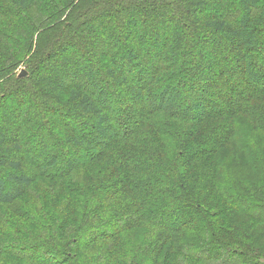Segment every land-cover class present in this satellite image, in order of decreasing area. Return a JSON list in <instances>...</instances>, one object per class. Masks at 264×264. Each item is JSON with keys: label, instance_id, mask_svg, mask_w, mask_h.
I'll use <instances>...</instances> for the list:
<instances>
[{"label": "trees", "instance_id": "trees-1", "mask_svg": "<svg viewBox=\"0 0 264 264\" xmlns=\"http://www.w3.org/2000/svg\"><path fill=\"white\" fill-rule=\"evenodd\" d=\"M146 6L166 19L167 10L176 11L179 20L170 22L191 28L200 44V33L219 35L224 51L234 54L235 78L243 83L238 82L240 91L229 88L235 104L222 97L223 89L221 106L209 113L203 101L183 104L173 83L181 72L178 59L193 41L177 31L163 41L157 22L138 12ZM207 8L214 12L199 16ZM95 12L104 33L90 42L91 56L77 62L66 58L72 49L60 39L79 31L94 35ZM139 20L153 24L148 28L154 43L131 33ZM122 26L129 30L126 37ZM261 27L264 0H0V103L10 95L36 94L50 116L70 108L92 123L90 132L76 134L64 125L54 133L60 143L92 153L84 162L69 153L64 164L50 153L44 132L31 161L19 156L32 153L29 134L44 120L43 105L39 115L31 104L18 107L24 142L18 137L23 129L9 140L0 127V152L16 156L0 153V264H39L34 257L47 251L46 245L55 254L50 264H264V218L258 216L264 217ZM125 39L149 49L151 44L156 50L151 57L161 56L163 65L141 66L137 50L122 49ZM56 57L67 66L56 64ZM218 57L215 52L207 62L221 65L215 72L221 77ZM39 62L48 65L47 73L37 75ZM24 66V76L17 78ZM195 71L201 74V67ZM144 82H149L147 96ZM113 85L124 87L128 101L140 106L128 123L112 111ZM185 204L192 213L186 220L179 212ZM210 221L212 243H220L204 257L208 246L201 234L210 235ZM92 226L97 230L89 231Z\"/></svg>", "mask_w": 264, "mask_h": 264}, {"label": "rangeland", "instance_id": "rangeland-1", "mask_svg": "<svg viewBox=\"0 0 264 264\" xmlns=\"http://www.w3.org/2000/svg\"><path fill=\"white\" fill-rule=\"evenodd\" d=\"M236 4V3H235ZM149 5V4H148ZM160 6V5H159ZM235 6H231V10L234 9ZM261 9V8H260ZM213 10V11H212ZM209 9L207 8L206 10H204L202 12V14H200L199 16L205 18V16H207V12L208 14H212L214 12V9ZM168 13H170L167 17V19L164 17H161V14L158 11L153 12L152 10L148 9L146 6V9L144 10H140L138 12H141L140 15H142L144 18L148 17L151 18L152 22L154 23L155 21L156 26H157V30H158V34L156 37L162 38L163 41L165 40V35L169 32H178L181 34V36L184 38L185 41H193V46L189 47L187 49L184 50V52L180 55L179 60V65L181 67V72L179 73L180 76L177 77L176 79V83L173 85H175L176 88L179 89V91L182 94V102L184 105H190V103L193 102H197V101H203L206 104H208L209 108L207 113H209L212 109L214 108H218L221 106V100L219 99V91L220 89H223L224 94H222L223 98H226L228 101H232L233 104L236 103L233 95H232V91L230 92L229 88L233 89L238 87V82H240V79L237 80L235 78V75L238 73L237 70V65H236V58L234 56V54L232 53H227L226 51H224L223 48H225L227 45L222 44V42H224L223 40H219V35L216 34H211L210 33H200V36L202 37V39H204L203 43L200 44L196 41L195 39V34L193 35L191 28H185V29H181L180 27L178 28V26L174 23H171L172 20L178 19L179 17H177L178 15L176 14V11H172V10H167ZM236 11V10H235ZM98 12L93 13L92 15V22L94 21V23L96 24V31L93 34H89V33H85V32H76L74 34V37L71 39H60L61 42H63L62 44H64L63 46L67 45V47L71 48L72 51L70 50L67 54H66V58L68 57L70 60L77 62L80 58H84V57H89L91 56L89 49L91 50V48H89L90 46V42L92 40H94V38L96 36H102L103 35V28L99 22L98 19ZM124 16H122L121 18L125 21V19L123 18ZM109 21H113L112 18H109ZM171 21V22H170ZM98 22V23H97ZM123 24V23H122ZM151 27H152V23H150ZM148 22H143L142 20H139L137 22V26L136 29L134 31H132L131 33L133 35H138V34H144L145 37L147 38L148 42L154 43L155 35L152 34L151 30L152 28H148L150 27ZM176 28L178 30H176ZM261 31L262 33H264V27H261ZM127 32H129L128 29H126L125 26H122V30L120 33H124L123 35H125ZM146 33V34H145ZM122 36V34H121ZM89 43V44H88ZM122 49L123 48H134L135 50H137V57H139V61L140 65L143 67H147L149 69V64L150 66H154L156 64H160L163 65L161 63L160 59L161 56L155 58V57H151V53L155 50V48L153 46H150V49H152L150 51V49L146 46V44L144 45H139V44H129L128 41L123 40L122 41ZM66 47V46H65ZM149 54H146V53ZM217 52L219 54V60L223 62V68H222V72L223 74H221L220 76H217L215 72H217L218 70H220L221 65L217 64L216 65V61H214L213 66H211V64L209 65V60H211L213 58V53ZM233 52V51H232ZM264 52V51H263ZM260 53L258 55L259 57V61L258 63H260V68H259V72L263 73L264 72V53ZM149 55V56H147ZM157 55V54H155ZM158 56V55H157ZM60 59L58 57L54 58L53 61L56 62V64L61 65V67H66V63L59 61ZM98 62H100L99 58H97ZM208 60V62H207ZM218 60V61H219ZM64 61V60H63ZM138 61V60H137ZM217 61V62H218ZM38 68H37V75L40 74H45L46 72V68L48 65H45L44 62H39L38 63ZM100 64H102L100 62ZM121 64H123L121 62ZM199 66L201 67V74L196 73L195 71V67ZM25 66L20 68L18 70V75L17 78H22L19 77L20 73H25ZM209 68L211 70H209ZM150 71V70H149ZM149 74V73H148ZM151 74V72H150ZM129 75V73H127V76ZM128 78L130 79L129 82L135 84V80L134 78L130 76H128ZM176 78V77H175ZM115 83H117V80L114 81ZM149 82H144V86H141V89H143L144 91V95L147 96V91L145 89V86H147ZM243 84V83H241ZM221 86V87H220ZM225 86H232V87H228L227 91H226V87ZM243 87H245L248 92L249 90H251L252 88H248L244 85H240ZM159 87H155L154 90L158 91ZM238 89V88H237ZM245 89V90H246ZM153 90V91H154ZM239 91L241 90L240 88L238 89ZM244 90V91H245ZM111 93L115 94L116 98L115 101H113V105L114 108L112 109V111L114 113H119V117L117 118L119 121L121 119L122 122H130V117L133 116L134 114H136L139 110H140V106L137 107L136 104H133L132 102L128 101V96L126 95V91L125 88L122 87L121 85H113L111 86L110 90ZM243 91V90H242ZM7 98V99H6ZM5 98V100H3V102L0 103V114L1 112H3L4 110H7L8 112L6 113V118H2L0 117V127L3 133H5L7 139H11V135L12 133H16V130L18 132L19 129H23L25 126L22 125L21 119H22V115H23V110L21 107L25 106L26 104H31L33 105L32 107H34V110L36 111V114L39 115V113H41L42 111V107L41 105H43V117L44 120H42L40 122V125L37 127V129L30 133L29 135L31 136V145H30V150H31V154H21L19 156L22 157L23 160H25V162H29L30 158H32V156L39 151L38 150V144H39V136L41 132H44L45 135H47L48 139H49V150L50 153H57L61 159L63 160V164L65 163L66 159L68 158L69 153L75 154V156L79 159H81L82 162H84L92 153H88L85 152L84 149H74L71 146L68 145H64L62 143H60V141L57 139L56 135H54L55 132H58L59 129H61L64 125L74 129V132L76 134L78 133H85V132H90L92 129V123L90 122L89 118H81V117H77L74 114H72L68 108V112L66 111V113L64 112V115L62 114H57L54 113V115L50 116L48 114V111H46V105L43 103L44 99L41 98L40 101L39 98L36 96V94H29L27 96H25V98L22 97H15L13 95L7 96ZM42 100V101H41ZM46 102V101H44ZM21 105L20 108H18ZM213 111V110H212ZM129 117V118H128ZM89 119V120H88ZM71 123H75V124H71ZM118 124V121H117ZM132 124V123H131ZM77 125V126H75ZM114 130H117V126L116 123H114ZM119 126V125H118ZM120 129L122 130V127L119 126ZM91 129V130H90ZM26 130L23 129V135H20L18 137H20L19 141L20 142H24L25 141V135L27 132H25ZM89 134V133H88ZM94 134H90L89 137H92ZM10 146V144L8 145ZM10 148V147H7ZM6 148V149H7ZM1 154L4 155H8V157L10 158H15V154L13 153V151H9V150H3L0 152ZM18 156V155H17ZM31 161V160H30ZM63 164L62 167L60 169L58 168V170L56 169L55 172H62L63 171ZM177 193V192H176ZM176 195H179V193H177ZM180 197H182V193H180ZM191 197V193L189 194V198ZM187 198V197H186ZM188 199V198H187ZM185 207H182V209H180L179 212L182 213L181 216H183V218L181 217L180 219H187L186 214H190L192 215L191 211H190V207L188 204L184 205ZM209 210H211L212 213H214V211H216V209L213 210V207H209ZM177 211V210H176ZM170 214V213H168ZM198 219L199 216L195 215ZM259 218L262 219L264 218L261 215ZM201 220V219H200ZM205 222H202V220L200 221V223H197V226L199 228H204ZM221 223H224L223 221ZM257 225L259 226V223H257ZM213 223L212 221L207 223V229L210 231V235H208V232L205 230H202L204 233L201 234V240L203 242V244H205V246H208V248H206L207 251H205V255L204 257H211V248L212 250L215 249L218 245H219V241H216L212 243V236H214L211 233V229H213ZM257 227V226H255ZM97 230V228H95L94 226H92L90 228L89 231H95ZM201 230V229H200ZM206 233V234H205ZM246 238V236H245ZM214 241V240H213ZM246 243L251 244L250 240H247ZM254 245V244H252ZM52 247L50 245H46V249L47 251H45L44 253H41V251H37L38 253H36L35 260H37V262L39 264H50V261L48 259H50L54 253L53 249H51ZM225 252L222 253V255ZM229 254L227 255H223L225 257H227ZM231 257V256H230ZM238 261V260H237ZM241 263V262H240Z\"/></svg>", "mask_w": 264, "mask_h": 264}, {"label": "water", "instance_id": "water-1", "mask_svg": "<svg viewBox=\"0 0 264 264\" xmlns=\"http://www.w3.org/2000/svg\"><path fill=\"white\" fill-rule=\"evenodd\" d=\"M24 74H25V73H23V72H22V73H20L19 77H23V76H24Z\"/></svg>", "mask_w": 264, "mask_h": 264}]
</instances>
